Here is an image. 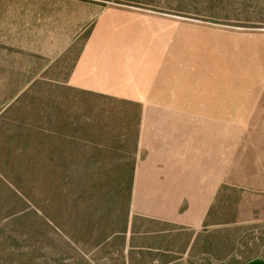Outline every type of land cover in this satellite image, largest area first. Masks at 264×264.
I'll use <instances>...</instances> for the list:
<instances>
[{
    "label": "rangeland",
    "instance_id": "obj_1",
    "mask_svg": "<svg viewBox=\"0 0 264 264\" xmlns=\"http://www.w3.org/2000/svg\"><path fill=\"white\" fill-rule=\"evenodd\" d=\"M69 1L0 0V264L264 260V193L254 191L264 187V126L232 127L238 144L231 182L221 185L200 226L181 223L186 203L172 220L134 214L142 111L69 86L85 34L70 46L75 32L55 21ZM114 2L223 32L232 40L224 50L228 64L241 55L240 73L264 79V0ZM237 38L248 40L240 51ZM184 114L222 119L225 112Z\"/></svg>",
    "mask_w": 264,
    "mask_h": 264
},
{
    "label": "crops",
    "instance_id": "obj_2",
    "mask_svg": "<svg viewBox=\"0 0 264 264\" xmlns=\"http://www.w3.org/2000/svg\"><path fill=\"white\" fill-rule=\"evenodd\" d=\"M111 1L71 0L55 20L75 32L70 46L85 33L68 84L142 111L131 183L134 214L172 220L175 207L186 203L180 221L198 227L221 185L231 182L238 144L232 127L264 126V79L240 73L241 55L228 64L224 50L232 40L223 32ZM247 41L237 38L233 45L240 51ZM186 111L225 114L199 118ZM254 191L264 193V187Z\"/></svg>",
    "mask_w": 264,
    "mask_h": 264
},
{
    "label": "trees",
    "instance_id": "obj_3",
    "mask_svg": "<svg viewBox=\"0 0 264 264\" xmlns=\"http://www.w3.org/2000/svg\"><path fill=\"white\" fill-rule=\"evenodd\" d=\"M122 1H124V0H122ZM246 264H264V260L255 259V260H253L249 263H246Z\"/></svg>",
    "mask_w": 264,
    "mask_h": 264
}]
</instances>
